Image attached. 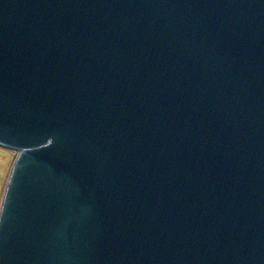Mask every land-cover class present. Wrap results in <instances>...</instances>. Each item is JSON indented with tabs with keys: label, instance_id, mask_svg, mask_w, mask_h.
Here are the masks:
<instances>
[{
	"label": "water",
	"instance_id": "95a60500",
	"mask_svg": "<svg viewBox=\"0 0 264 264\" xmlns=\"http://www.w3.org/2000/svg\"><path fill=\"white\" fill-rule=\"evenodd\" d=\"M0 264H264V0H0Z\"/></svg>",
	"mask_w": 264,
	"mask_h": 264
},
{
	"label": "rangeland",
	"instance_id": "374dc122",
	"mask_svg": "<svg viewBox=\"0 0 264 264\" xmlns=\"http://www.w3.org/2000/svg\"><path fill=\"white\" fill-rule=\"evenodd\" d=\"M16 156L17 151L0 146V205L8 176Z\"/></svg>",
	"mask_w": 264,
	"mask_h": 264
}]
</instances>
